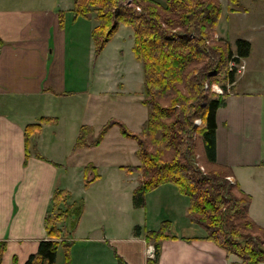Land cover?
I'll list each match as a JSON object with an SVG mask.
<instances>
[{"label": "crops", "instance_id": "obj_1", "mask_svg": "<svg viewBox=\"0 0 264 264\" xmlns=\"http://www.w3.org/2000/svg\"><path fill=\"white\" fill-rule=\"evenodd\" d=\"M227 1L226 21L242 18L248 31L235 39L251 41L242 60L249 63L256 56L259 65L264 0H239L234 11ZM73 5L74 0H0V239L7 241L2 264H27L42 239L54 238L45 222L54 212L51 197L57 189L69 194L67 202L85 203L76 228L65 234L72 241L70 264H121L118 255L130 264H146L153 243L144 237V225L158 228L165 218L178 221L180 230H173L179 236L162 241L159 264H236L237 254L194 237L206 229L193 231L188 200L175 186L162 185L147 193L145 206H135L140 173L131 167L141 163L135 138L114 124L98 144L91 143L111 118L142 129L148 117L144 71L133 50L134 29L128 35L132 45L118 44L108 53L116 32L96 55V20L75 16ZM216 35L232 43L225 25L222 30L217 26ZM260 68L253 66L254 76L249 68L240 75L215 117L217 161L231 165L236 181L252 196L250 215L264 226ZM32 122L42 126L27 145L25 127ZM82 125L90 130L86 143L77 144ZM149 209L153 224L143 217ZM60 247L57 263L65 261Z\"/></svg>", "mask_w": 264, "mask_h": 264}, {"label": "trees", "instance_id": "obj_2", "mask_svg": "<svg viewBox=\"0 0 264 264\" xmlns=\"http://www.w3.org/2000/svg\"><path fill=\"white\" fill-rule=\"evenodd\" d=\"M229 1V10H237L239 0ZM72 11L77 17H95L92 35L96 55L121 23L134 29L133 50L143 65V101L148 117L140 131L132 130L122 119L111 118L91 143L98 144L114 124L124 135L138 140L141 163L131 167L140 173V183L134 189L135 206L146 205L148 192L173 185L188 200V218L206 229L194 237L211 239L228 254H237L240 259L236 264L264 261V226L249 213L252 196L238 181L227 179V175H234L231 165L217 161L215 116L217 108L226 103V81L234 79L229 62L235 52L240 60L251 50L249 39L238 38L233 51L228 40L216 36L221 0H74ZM2 44L0 36V47ZM216 82L225 87L223 93L212 89ZM197 118L201 124L195 122ZM41 126L40 122L26 125L27 145ZM89 130L81 126L77 144L86 143ZM199 139L210 164L207 169L196 165L191 157ZM68 196L63 189L52 195L54 212L47 213L45 223L54 238L42 239L27 264H70L72 241L65 234L76 228L85 203L82 199L67 202ZM169 219L142 232L155 246L146 264H159L162 241L179 236L171 230ZM59 246L65 249L63 263L56 260ZM6 249L7 241L0 239V264ZM117 257L121 264H130Z\"/></svg>", "mask_w": 264, "mask_h": 264}, {"label": "rangeland", "instance_id": "obj_3", "mask_svg": "<svg viewBox=\"0 0 264 264\" xmlns=\"http://www.w3.org/2000/svg\"><path fill=\"white\" fill-rule=\"evenodd\" d=\"M159 1L165 2L166 0H159ZM221 3H222V10L223 11L221 12V16H220V19H219V22H218L217 26L219 28H221V30H222L224 28V25H225L226 32L227 31L229 32V36H230L229 39L232 40V43H231L232 44V47L236 49V46L237 45H236V39L235 38H236V36H239L237 34H244V33L248 32V31H247V28L245 27L246 25L244 24V21H243L242 18L240 19V18H236L235 17V19H231V21H226V19H227L226 18V15H227L226 14L227 13V10L226 9H227V5H228V1L227 0H222ZM223 4H224V9H223ZM226 24H227V27H226ZM132 31H133V28L131 26H128L126 24H121L120 27H119V29L117 30L116 37L114 38V40L110 43V45L107 48V49H109L108 50V53L109 52H112V47H115L118 44H124L125 46H129L130 44L132 45L133 44V40L132 39H129V37H128L129 33L132 32ZM246 34H248V33H246ZM123 36L128 37V38L127 39H123ZM260 39L261 40H264V36H261ZM255 58H256V56L253 57L252 59L251 58L248 59V62L249 63H247L246 61H243L245 63V68H243V71L240 73V75H242L245 72V70L248 69V68L251 69L249 71L251 73L252 72V69H253V66L255 68H257V66L258 67H261L259 69V71L264 68V66H263V64H264V52H263V50H262V52H260V56L257 58L258 61H259V65H257L255 63V62H257L255 60ZM253 73L254 72H252V76H254ZM195 122L197 124H201L202 123V120L200 118H197ZM138 131H140V130H138ZM263 137H264V134H263ZM137 142H138V140H137ZM138 148H139V142H138ZM196 149L197 150L194 151V153H192V155H191L193 162L196 165H199L202 169H205V168L207 169V167H210V164H208V162H207V160L205 158V153H204V150L202 148V142H201L200 139L198 140V147ZM227 179L231 183H234V177H233V175H231V174L227 175ZM75 190H78V189L75 187ZM98 191H99V189L97 188L96 189V192H98ZM180 195L182 196L183 194H180ZM187 206H188V204H187ZM139 209H145V208H139ZM186 211H187V216L189 217V215H188V213H189L188 212V207H187V210ZM143 217H147V219L149 220V223L150 224H153V222H154L153 221V213L151 212V209H149L147 212H143ZM188 220H189L190 224L193 225V227H194V230L193 231L195 233H197L198 231H201L202 227H200L201 226L200 224H197V223L191 221L189 218H188ZM144 227L146 229V226L145 225H144ZM171 230H175L176 232H179V230H180V223L178 221H173V219H172V221H171ZM63 253H65V250H64V247L61 246L60 247L59 254H63ZM146 253L148 254L149 257L152 256V253L150 252L149 248L147 249Z\"/></svg>", "mask_w": 264, "mask_h": 264}, {"label": "built area", "instance_id": "obj_4", "mask_svg": "<svg viewBox=\"0 0 264 264\" xmlns=\"http://www.w3.org/2000/svg\"><path fill=\"white\" fill-rule=\"evenodd\" d=\"M244 67H245L244 63H239L235 59H232L230 61V70L231 71L240 72V71H243ZM214 87L216 89H218V91H222L223 90L219 85L214 84ZM149 250L152 253V255H154V248L150 247Z\"/></svg>", "mask_w": 264, "mask_h": 264}]
</instances>
